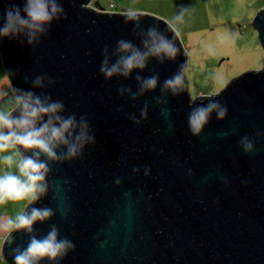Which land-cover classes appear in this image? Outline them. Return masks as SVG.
Instances as JSON below:
<instances>
[{
	"label": "water",
	"instance_id": "water-1",
	"mask_svg": "<svg viewBox=\"0 0 264 264\" xmlns=\"http://www.w3.org/2000/svg\"><path fill=\"white\" fill-rule=\"evenodd\" d=\"M60 2L67 19L54 22L40 42H0L13 93L41 94L29 81L47 74L56 84L44 91L64 103V115L86 117L94 137L76 157L49 165L48 192L25 210L50 207L56 213L34 231L44 235L56 224L61 236L72 240L75 250L59 264H264V68L193 101L185 75L188 53L178 36L175 60H152L140 74H159L162 84L183 65L179 94L162 96L166 104L154 100L159 89L135 99L120 95L121 87L136 91V73L108 81L100 64L105 46L114 47L118 39L141 46L134 25L125 23V13L106 11L93 0ZM12 4L23 8V0H0V14ZM138 14L145 29L158 25L172 39L169 23ZM252 24L264 47V8ZM209 102L227 113L221 119L213 111L194 135L189 113ZM243 137L253 142L251 154ZM28 239L17 231L4 239L9 264H15V248L26 247Z\"/></svg>",
	"mask_w": 264,
	"mask_h": 264
},
{
	"label": "clouds",
	"instance_id": "clouds-1",
	"mask_svg": "<svg viewBox=\"0 0 264 264\" xmlns=\"http://www.w3.org/2000/svg\"><path fill=\"white\" fill-rule=\"evenodd\" d=\"M188 11V7L181 6L173 23L168 25L172 39L162 33L158 25L145 29L137 12L128 10L125 13V23L134 25L133 35L139 39L141 46L138 47L129 39H118L114 47L105 46L100 64V73L108 81L114 78L128 80L136 73V91L121 87L118 89L120 95L127 92L135 99L159 89L160 96H154V100L166 104L167 100H161L162 96L166 93L172 96L179 94L184 79L183 65L162 84L159 74L145 76L140 73L147 70L152 60L161 64L166 60H175L178 51L175 41L180 35L176 26L184 23ZM61 18L67 19V15L60 0H23V8L12 4L0 14V42L9 39L22 46H32L40 42L41 37L51 31L53 23ZM11 74L15 76L16 72L12 71ZM29 82L33 89L41 90V94L15 89L13 110H0V206L10 201H26L29 205L41 202L50 187L49 165L53 161L76 157L86 144L94 143V137L89 135L87 118H77L75 113L64 115V103L54 100L44 91L54 86L56 80L42 74L31 78ZM213 111H217L221 119L227 113V109L218 102H209L192 109L188 125L194 135L202 131ZM162 114L167 115V109ZM146 115L147 105L141 111V116ZM241 143L246 153L253 152V142L248 137H243ZM59 210L66 215L63 207ZM55 214L50 207L32 206L3 225L5 230L24 233L29 237L26 247L15 248V264H41L42 261L59 264L63 257L75 250L72 240L62 237L56 224H51L44 235L35 233L36 225L51 221Z\"/></svg>",
	"mask_w": 264,
	"mask_h": 264
},
{
	"label": "rangeland",
	"instance_id": "rangeland-1",
	"mask_svg": "<svg viewBox=\"0 0 264 264\" xmlns=\"http://www.w3.org/2000/svg\"><path fill=\"white\" fill-rule=\"evenodd\" d=\"M110 3L116 5L115 12L133 10L169 24L181 6L188 7L184 23L176 27L188 53L185 75L193 101L218 94L234 78L264 68V47L252 24L264 0H93L104 9Z\"/></svg>",
	"mask_w": 264,
	"mask_h": 264
},
{
	"label": "crops",
	"instance_id": "crops-1",
	"mask_svg": "<svg viewBox=\"0 0 264 264\" xmlns=\"http://www.w3.org/2000/svg\"><path fill=\"white\" fill-rule=\"evenodd\" d=\"M14 96L15 94L12 91L0 52V110L12 111L15 107L13 102ZM28 205L26 201L15 203L10 201L0 206V264H9L3 254V243L4 239L12 232V230H5L3 225L9 219H14L19 212L25 211Z\"/></svg>",
	"mask_w": 264,
	"mask_h": 264
},
{
	"label": "built area",
	"instance_id": "built-area-1",
	"mask_svg": "<svg viewBox=\"0 0 264 264\" xmlns=\"http://www.w3.org/2000/svg\"><path fill=\"white\" fill-rule=\"evenodd\" d=\"M106 10L110 11V12H115L116 5L114 3H110L108 9H106Z\"/></svg>",
	"mask_w": 264,
	"mask_h": 264
}]
</instances>
